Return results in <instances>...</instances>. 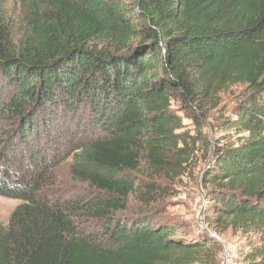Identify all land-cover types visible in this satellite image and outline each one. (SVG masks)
<instances>
[{
  "label": "trees",
  "instance_id": "obj_1",
  "mask_svg": "<svg viewBox=\"0 0 264 264\" xmlns=\"http://www.w3.org/2000/svg\"><path fill=\"white\" fill-rule=\"evenodd\" d=\"M17 23L14 40L0 0V196L22 201L0 225V264H218L207 234L119 218L141 159L181 175L196 145L213 223L245 240L236 264H264V0H19ZM67 156L92 194L47 183Z\"/></svg>",
  "mask_w": 264,
  "mask_h": 264
},
{
  "label": "rangeland",
  "instance_id": "obj_2",
  "mask_svg": "<svg viewBox=\"0 0 264 264\" xmlns=\"http://www.w3.org/2000/svg\"><path fill=\"white\" fill-rule=\"evenodd\" d=\"M3 13L8 24L14 26L12 37L14 40L19 38L18 15L19 0H3ZM103 47V45H100ZM239 89L232 88L229 92L222 94L221 108L225 113L232 110L235 105L234 97ZM78 112L65 117L62 125V135L64 139L75 130L83 129V119L87 110L85 105L78 107ZM172 110L175 114L183 118V130L196 136V130L192 122L184 118L180 111L181 106L177 101L172 102ZM211 122V119L209 118ZM95 131L88 133L82 131L75 135L77 139L83 140L85 137L93 135ZM202 133L211 142L217 140L225 134H233V131L224 133L215 131L214 134L203 128ZM207 164V155L196 145V150L189 156L188 161L183 164L186 168L181 175H175L174 172H168L166 175H156L141 159L138 169L129 173V178L134 181L136 192L129 195L126 210L119 214L121 220L148 219L151 225L161 224L175 230L174 237L189 238L197 234H207L213 239L212 244L218 250V264H236L241 260L243 254L247 251L245 240L239 232L231 229L217 226L212 221L210 205L206 199V191L202 185V179ZM71 157L59 162L56 167L51 169L47 177V183L57 194L62 195V199H68L75 191H81L85 195L92 194L87 185L77 183L70 175ZM155 184L158 189L154 199L149 205L144 204L142 193ZM50 186V187H51ZM22 204L20 200L7 199L0 196V225L6 226L12 211ZM85 228V224L82 226Z\"/></svg>",
  "mask_w": 264,
  "mask_h": 264
},
{
  "label": "water",
  "instance_id": "obj_3",
  "mask_svg": "<svg viewBox=\"0 0 264 264\" xmlns=\"http://www.w3.org/2000/svg\"><path fill=\"white\" fill-rule=\"evenodd\" d=\"M203 176H204V175H203ZM223 264H227V263H226V260H224Z\"/></svg>",
  "mask_w": 264,
  "mask_h": 264
}]
</instances>
